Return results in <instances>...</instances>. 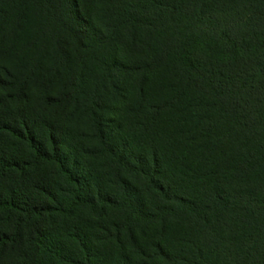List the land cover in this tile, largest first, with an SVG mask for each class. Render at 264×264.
Wrapping results in <instances>:
<instances>
[{
  "label": "trees",
  "instance_id": "obj_1",
  "mask_svg": "<svg viewBox=\"0 0 264 264\" xmlns=\"http://www.w3.org/2000/svg\"><path fill=\"white\" fill-rule=\"evenodd\" d=\"M0 264H264V0H0Z\"/></svg>",
  "mask_w": 264,
  "mask_h": 264
}]
</instances>
